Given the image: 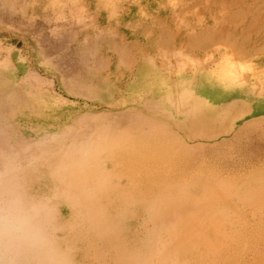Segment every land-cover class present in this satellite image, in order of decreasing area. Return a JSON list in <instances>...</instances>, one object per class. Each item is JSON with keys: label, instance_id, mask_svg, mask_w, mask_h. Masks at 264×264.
Segmentation results:
<instances>
[{"label": "rangeland", "instance_id": "rangeland-1", "mask_svg": "<svg viewBox=\"0 0 264 264\" xmlns=\"http://www.w3.org/2000/svg\"><path fill=\"white\" fill-rule=\"evenodd\" d=\"M161 1L0 0V264H139L160 241L197 249L182 264H264V58L188 48L214 2ZM130 4L146 37L96 29ZM127 138L134 156L93 154ZM90 157L96 209L65 180Z\"/></svg>", "mask_w": 264, "mask_h": 264}, {"label": "bare ground", "instance_id": "bare-ground-1", "mask_svg": "<svg viewBox=\"0 0 264 264\" xmlns=\"http://www.w3.org/2000/svg\"><path fill=\"white\" fill-rule=\"evenodd\" d=\"M151 1L154 2V0ZM212 2H214L213 5H206L205 8V12L207 14H210L209 20L211 21V23L204 26L200 24V30L202 31L196 30L194 33H192V37L190 38L191 41L188 46L187 42H185L184 44L188 48L197 50L199 52H205L211 49L213 46H216L217 44H223L222 47H224L226 50H229V53L234 55L235 57H247L258 55L259 57L261 56L260 58H264V45H262V43H264V0H246V4L249 6V9L244 10L243 13L242 11H235V7L229 12H225L222 9L224 5L232 6L238 4L237 0H211L210 3ZM167 3V0L157 2L158 5H165ZM104 4L105 2L104 0H102V7L104 6ZM192 5L193 3H188L187 9L190 10ZM134 7L135 5L133 4H130V6L127 5L125 9L129 10L130 14H128L127 11H124L122 12L123 14H121L120 11L114 21L110 20L106 22V24H103V27L112 26L115 29L124 30L126 32L135 31L136 33L138 32L144 34L146 37L149 31L153 29H150V27L148 26L151 24L140 23V21L137 20V17H134L132 21L124 17V15L134 16V13L132 12ZM184 10H186V8H184ZM240 14H242L243 17L247 19V21L243 22ZM174 16H177V14ZM125 19H127L126 23L124 22ZM171 21L175 23V19H173V17ZM123 23L127 24V27H124ZM160 30L161 31H159L158 35L162 39L161 41H158L163 48H171L175 44H177V46L183 44L181 42L175 43V32H172V30H167L166 27H161ZM190 33L191 30L186 32V36L184 38L185 41H188L187 37L190 35ZM181 35L184 34L182 33ZM176 36H178V34H176ZM151 43H155V41H152ZM225 49H221L220 51L223 52V50ZM226 54H228L227 51ZM137 145L138 144L136 141H129V139L127 138L123 140L122 145H118V148L116 149L108 142L103 141L102 146L94 148L93 154L97 155L100 152L103 157L105 156V153H107L108 157L113 160H116L117 158L123 156H134L137 151H139ZM96 159V157H90L89 160L85 159L81 162L83 164L80 167L79 164L81 163L73 162L66 169H71L69 172L66 173V171L64 170L66 173L65 180H70L71 182H73V185L76 189L75 191H72L73 195L75 196L77 192L79 194L77 206L93 207L96 209L101 204L100 199L97 203H94L92 198L95 197V193H98V187L95 184L92 186L88 185L87 187H84L85 184L82 179L83 166L87 165L88 167H92L94 165L93 162ZM171 200L172 199H168L166 201L161 200L159 205H168L172 202ZM187 244L190 243H184V245H181L179 249H176V247H174L175 245L172 242H169L168 244H163L160 241L155 244L156 249L153 248L155 252L150 251V253L144 258V262L141 261V263L139 264H147L149 261V257L157 255V253L160 254V258L162 260L161 263L167 262L170 256H176L175 262H177L178 264H182L185 256L188 252H190L191 249L194 251L197 250L191 244ZM121 254L122 258L120 260L124 264H130V261L126 260L130 252L125 249L121 252Z\"/></svg>", "mask_w": 264, "mask_h": 264}, {"label": "crops", "instance_id": "crops-1", "mask_svg": "<svg viewBox=\"0 0 264 264\" xmlns=\"http://www.w3.org/2000/svg\"><path fill=\"white\" fill-rule=\"evenodd\" d=\"M65 3L64 7H66V5L71 6V7H84V9L86 8L87 12L89 15L90 13H92L93 11H95L96 9L98 10V12L96 14H98L99 16L101 15V11H102V0H64ZM67 8V7H66ZM65 14V13H64ZM86 14H83V16ZM69 16V15H68ZM82 15H79L78 17H83ZM104 25H102L101 23H99L96 26V29H100L102 28ZM105 28V27H103Z\"/></svg>", "mask_w": 264, "mask_h": 264}]
</instances>
